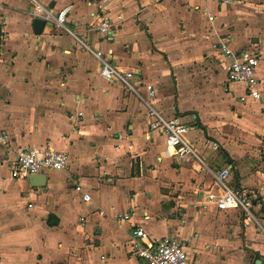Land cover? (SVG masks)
I'll list each match as a JSON object with an SVG mask.
<instances>
[{
    "label": "crops",
    "instance_id": "1",
    "mask_svg": "<svg viewBox=\"0 0 264 264\" xmlns=\"http://www.w3.org/2000/svg\"><path fill=\"white\" fill-rule=\"evenodd\" d=\"M37 1L52 13L71 6L66 25L74 37L49 22L35 35L33 5L0 0V137L6 136L0 142V264H140L137 246L148 244L134 237L136 227L150 242L168 235L184 240L191 264H264V162L258 153L264 0ZM101 4L114 19L105 37L96 29ZM222 42L234 51L259 50L261 97H247L237 85L238 99L256 107L260 128L246 120L245 106L226 103L212 117L182 102L185 86L203 102L212 98L203 87L220 86L215 78L221 70L229 83ZM81 43L133 71L142 93V83L151 84L157 91L153 107L187 123L186 139L203 164L164 155L163 136L148 130L147 107L120 82L100 77L99 63ZM192 126L203 136L188 139ZM44 145L67 153V167L42 172L40 187L13 178L17 151ZM225 167L231 188L253 193L256 221L239 209L218 211L205 203L216 189L203 170ZM125 214L129 220L118 218ZM243 243L252 259L240 252Z\"/></svg>",
    "mask_w": 264,
    "mask_h": 264
},
{
    "label": "built area",
    "instance_id": "2",
    "mask_svg": "<svg viewBox=\"0 0 264 264\" xmlns=\"http://www.w3.org/2000/svg\"><path fill=\"white\" fill-rule=\"evenodd\" d=\"M33 5L32 16L40 18L44 22H49L62 29L67 34L74 37V34L66 25V17L71 6H66L56 13L44 7L37 0H27ZM204 3L216 2L220 5H227L239 0H196ZM97 32L105 37L113 27L114 19L107 14L105 4L97 7ZM204 13L208 14L206 8ZM211 17L209 16V19ZM83 48L90 53L99 63L98 74L108 82L113 80L120 82L127 90L136 95L148 109L149 123L148 130L157 131L164 138L165 150L164 155L170 156L177 163H187L189 161H198L203 164L193 147L186 139L188 125L179 116L173 115L167 117L157 111L152 100L157 96L156 89L151 84L142 83L144 93L133 82V71H122L109 62L105 54L97 49H91L86 44L81 43ZM220 50L227 60L225 65L226 80L230 83L242 85L247 97L259 99L261 92L259 88V79L257 78V67L260 61V53L255 45L245 49L234 51L225 43H220ZM6 136L0 137V142L4 143ZM258 153L264 162V126L258 134ZM213 149L217 145L213 143ZM69 156L67 153L56 150L49 145L42 147H30L19 149L14 161L10 165V172L13 178L26 180L29 175L39 174L45 170L61 171L67 167ZM213 179L216 192H209L205 196V203L214 206L218 211L230 209H239L251 220H255L252 214L253 193L245 189L231 188L227 183L229 174L225 167L217 172L209 170ZM77 192H82V200L88 202L90 197L83 192L80 185H75ZM262 209L264 211V193H262ZM122 220H129V215H119ZM264 232V230L262 229ZM133 235L140 242L148 244L146 247L137 246V254L140 264H191L186 250V242L182 239L165 236L157 241L150 242L148 234L140 227L133 230Z\"/></svg>",
    "mask_w": 264,
    "mask_h": 264
},
{
    "label": "rangeland",
    "instance_id": "3",
    "mask_svg": "<svg viewBox=\"0 0 264 264\" xmlns=\"http://www.w3.org/2000/svg\"><path fill=\"white\" fill-rule=\"evenodd\" d=\"M225 78V75L223 74V71L221 70L220 74L215 78V80L220 81V86H216L214 89L213 85H205L203 88H205V91L207 92H212V98L207 99L206 101L203 102L202 97L199 92L195 93V90L192 86H185L186 88H180L181 91V96H182V102L186 107H193L197 110V112L200 113V115H212V117L217 116L215 114V110L219 111L226 103L232 104L233 106L241 105L240 107L245 106V118L251 124L253 127L258 126L259 128L261 127L260 122L256 121L254 119L257 109L256 107H253L251 105H244L247 104V100L245 102H241L238 97L242 93V87L235 84V83H226L223 82L222 79ZM225 81V80H224ZM223 93L225 94V97H223V101H219V95ZM222 100V99H221ZM211 112V113H210ZM214 112V113H213ZM235 116L231 118V121L233 122L235 120ZM234 123V122H233ZM232 123V124H233ZM190 133L187 135V138L189 139V136H195L198 137L199 135L202 137L203 135L198 133V128L195 126H192L190 128ZM244 141L247 142L248 144L253 143V140L250 139L249 136H244ZM208 144V143H207ZM227 144V143H226ZM216 153V152H215ZM199 155V154H198ZM201 158V156L199 155ZM204 173L207 175V181L208 184L212 183L211 175L210 173L204 169ZM243 213V212H241ZM244 214V213H243ZM254 225V223H253ZM254 227H257L259 229L258 225H254ZM240 236L242 238V233H240ZM240 252L245 256L248 255V258L252 259V255H249L248 249H246L244 243L240 247ZM242 261H245V259L241 258ZM252 261V260H251Z\"/></svg>",
    "mask_w": 264,
    "mask_h": 264
},
{
    "label": "water",
    "instance_id": "4",
    "mask_svg": "<svg viewBox=\"0 0 264 264\" xmlns=\"http://www.w3.org/2000/svg\"><path fill=\"white\" fill-rule=\"evenodd\" d=\"M45 25V22L40 19V18H33L32 20V30H33V33L35 35H39L43 29ZM44 178V175L39 173V174H32V175H29L27 177V181L30 185V187H40L42 186L43 184L40 183L39 181H41L42 179Z\"/></svg>",
    "mask_w": 264,
    "mask_h": 264
},
{
    "label": "trees",
    "instance_id": "5",
    "mask_svg": "<svg viewBox=\"0 0 264 264\" xmlns=\"http://www.w3.org/2000/svg\"><path fill=\"white\" fill-rule=\"evenodd\" d=\"M1 38H2V32H1V29H0V45H1Z\"/></svg>",
    "mask_w": 264,
    "mask_h": 264
}]
</instances>
